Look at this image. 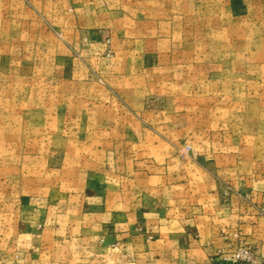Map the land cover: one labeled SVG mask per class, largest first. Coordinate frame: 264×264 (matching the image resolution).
<instances>
[{
	"label": "crops",
	"instance_id": "obj_1",
	"mask_svg": "<svg viewBox=\"0 0 264 264\" xmlns=\"http://www.w3.org/2000/svg\"><path fill=\"white\" fill-rule=\"evenodd\" d=\"M40 1L66 19V43L86 42L74 60L100 66L105 85L68 69L66 100L43 102L42 140L68 124L58 137L70 143L58 165L45 158L40 184H0V264H235L227 255L235 232L264 255L263 177L248 180L200 154L182 159L164 134H151L148 148V131L131 115L142 109L135 81L148 75L147 45L157 39L117 31L107 59L104 33L76 19V1L72 12L69 0Z\"/></svg>",
	"mask_w": 264,
	"mask_h": 264
},
{
	"label": "rangeland",
	"instance_id": "obj_2",
	"mask_svg": "<svg viewBox=\"0 0 264 264\" xmlns=\"http://www.w3.org/2000/svg\"><path fill=\"white\" fill-rule=\"evenodd\" d=\"M75 1L76 19L104 33L107 59L117 31L157 39L147 45L148 75L135 81L142 109L131 112L148 131V148L151 134H164L182 159L200 154L264 179V0H69V12ZM40 2L0 0V184H40L45 158L60 162L68 142L59 131L69 125L51 126L49 142L42 137L43 102L66 100L74 86L61 72L82 69L85 81L105 85L100 66L74 60L86 42L66 43V19Z\"/></svg>",
	"mask_w": 264,
	"mask_h": 264
},
{
	"label": "built area",
	"instance_id": "obj_3",
	"mask_svg": "<svg viewBox=\"0 0 264 264\" xmlns=\"http://www.w3.org/2000/svg\"><path fill=\"white\" fill-rule=\"evenodd\" d=\"M258 210L264 216V206H260ZM223 235L227 238V234L223 232ZM232 236L234 240L228 242L230 250L227 255L234 260L235 264H264V255L258 254L250 244L243 242L237 232L232 233Z\"/></svg>",
	"mask_w": 264,
	"mask_h": 264
}]
</instances>
